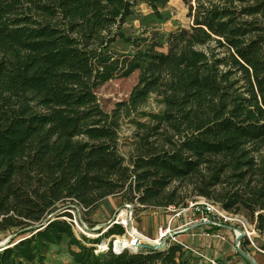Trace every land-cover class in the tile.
Here are the masks:
<instances>
[{
  "label": "trees",
  "instance_id": "trees-1",
  "mask_svg": "<svg viewBox=\"0 0 264 264\" xmlns=\"http://www.w3.org/2000/svg\"><path fill=\"white\" fill-rule=\"evenodd\" d=\"M168 1L0 0V231H11L0 264H47L64 237L76 264H188L180 244L95 253L64 219L109 195L184 205L185 188L257 212L264 251V0H195L166 51L126 35L139 3L160 18ZM116 40L132 52L111 50ZM136 70L128 97L105 111L97 88ZM151 95L158 113L141 111ZM124 119L137 128L128 163Z\"/></svg>",
  "mask_w": 264,
  "mask_h": 264
},
{
  "label": "rangeland",
  "instance_id": "rangeland-1",
  "mask_svg": "<svg viewBox=\"0 0 264 264\" xmlns=\"http://www.w3.org/2000/svg\"><path fill=\"white\" fill-rule=\"evenodd\" d=\"M194 4L195 0H169L160 11L161 17L157 18L153 14L150 7L144 2H141L137 5L135 13L126 19L123 24V29L128 36L134 38L143 37L146 39L147 43L152 41L160 43L161 47L158 49L166 51L168 36L172 33L179 32L181 29H188L192 24L191 16H189V5ZM110 49L120 53H131L132 45L121 40H116L110 45ZM137 76L138 70L134 71L127 77L111 79L97 88V96L105 111L110 112L113 109L115 103L125 100L128 97L130 90L136 83ZM160 109L161 105L159 104V99L156 96L151 95L148 98L147 103L141 108V111L158 113ZM136 118L142 122L148 121V118L139 116ZM136 130L137 128L135 125L128 122V119H124L119 128V150L127 163L134 153L133 144L135 143L134 133ZM176 184L185 187L186 181ZM182 193L186 195V197L183 199L184 201L192 197L201 196L196 192H192L190 188L183 189ZM116 197H119L121 202H118ZM124 204H133V206H131L130 209V207H123ZM161 208L159 209L154 206L144 208L142 205L136 202L125 201L122 199L121 195H109L100 200L96 207L86 212L85 215L83 214L84 210H79V218L84 224L85 228H83V226H81L80 229L77 228L76 236L79 239L85 237V243L87 246H92L95 249L96 247L98 248V246L106 244L108 240L114 236L126 234L125 232H129L130 230L142 234L147 239L146 232L149 230L150 226L156 232V234L154 233L156 236L152 237L155 240L157 237V229L164 224L167 225V221L172 215V212L166 209L163 210ZM154 210L156 212H153ZM121 212H123L125 219L127 217L129 218V221L128 219L127 221H123L120 218ZM256 213L257 212H254L252 215L249 210L242 208L240 209L239 214L242 215L249 223H252ZM73 214L78 216L75 211ZM180 221L181 220H176L174 225L179 224ZM158 222H161V225L157 226ZM113 224L121 225L124 229V232L122 234H111L109 236H105V231ZM78 225L80 226L79 222ZM179 233H176L175 235L177 240V235ZM10 236V230L0 231V243L10 239ZM229 241L232 244V240ZM181 243L182 241L178 240V242H170L168 245ZM257 243H261L259 238H257ZM51 249L54 248L51 247L49 249L50 251L48 250L49 254H47L46 258L47 264H76L67 253L65 237L62 240V243L59 244L58 250L52 251ZM184 252H190L195 255H199V251L194 247L185 249ZM196 252H198V254ZM256 252L259 253L258 251H255V253Z\"/></svg>",
  "mask_w": 264,
  "mask_h": 264
},
{
  "label": "built area",
  "instance_id": "built-area-1",
  "mask_svg": "<svg viewBox=\"0 0 264 264\" xmlns=\"http://www.w3.org/2000/svg\"><path fill=\"white\" fill-rule=\"evenodd\" d=\"M133 204H124L123 207L131 209ZM74 209L69 210L71 217H64V219L70 223L74 234H77V228L81 226L85 228L84 224L79 218V210H84L82 207L73 206ZM172 212V215L167 221V225L164 224L157 229V237L154 242L158 243L163 238H166V242L163 244V248L168 246L170 242H178L176 239V233L190 230L193 226H204V232L207 235L213 236L220 240H232V246L235 251L242 249L243 243H247L253 250L262 252L258 248L255 242V238L259 236L255 230L253 224L249 223L239 213H233L225 210L218 203L206 199L202 196H196L186 201L184 205L169 206L165 208ZM76 212L78 216H75L73 212ZM129 218H126V221ZM176 220H181L179 224L174 225ZM80 223V226L78 225ZM212 229L223 230L213 231ZM126 234L114 236L108 242L98 248L94 249L95 253L112 251L113 253H120L122 251L136 252L141 248V244L147 242V239L136 231L130 230L125 232ZM243 234L241 240H237L240 234ZM245 240V241H244ZM184 249L191 248L186 244H180ZM242 246V247H241ZM198 254V252H196ZM209 264H217L214 260H210Z\"/></svg>",
  "mask_w": 264,
  "mask_h": 264
},
{
  "label": "crops",
  "instance_id": "crops-1",
  "mask_svg": "<svg viewBox=\"0 0 264 264\" xmlns=\"http://www.w3.org/2000/svg\"><path fill=\"white\" fill-rule=\"evenodd\" d=\"M116 200L121 202L119 197H116ZM157 208L160 209L161 207ZM161 209L165 210V208ZM153 212L156 211L154 210ZM159 225H161V222H158L157 226ZM204 229V226L196 225L190 230L177 235L178 240L182 241V243L190 247H194L199 251V255L184 252L183 256L187 260L188 264H209L210 259L214 260L217 264H250L242 255L237 253V251L232 248V244L229 239L220 240L207 235L204 232ZM213 231L224 232L223 230L212 229L210 233ZM154 233L156 234L154 229L149 226V230L146 232L147 237H155L156 235ZM58 246L59 245H50V248L53 247L54 249L51 250L55 251L58 250ZM242 249L249 253L257 263L264 264V251L255 253V250L248 246L247 243H243Z\"/></svg>",
  "mask_w": 264,
  "mask_h": 264
},
{
  "label": "water",
  "instance_id": "water-1",
  "mask_svg": "<svg viewBox=\"0 0 264 264\" xmlns=\"http://www.w3.org/2000/svg\"><path fill=\"white\" fill-rule=\"evenodd\" d=\"M243 237V234L241 233L238 237L237 240H241V238ZM9 239L5 240L4 242L0 243V248L5 247L8 244ZM166 242V238H163L162 240H160L158 243L156 242H150L147 241L146 243H142L140 246L141 247H147V246H151L154 249H161L163 244ZM237 253H239L240 255H242L250 264H259L255 261V259L246 251H244L243 249H237Z\"/></svg>",
  "mask_w": 264,
  "mask_h": 264
},
{
  "label": "bare ground",
  "instance_id": "bare-ground-1",
  "mask_svg": "<svg viewBox=\"0 0 264 264\" xmlns=\"http://www.w3.org/2000/svg\"><path fill=\"white\" fill-rule=\"evenodd\" d=\"M123 212H124V211H123ZM123 212H121V214H120L121 217H120V218L124 221V220H126V219H125V217H124ZM146 237H147V236H146ZM147 240H149L150 242H154V241H155L154 238H149V237H147Z\"/></svg>",
  "mask_w": 264,
  "mask_h": 264
}]
</instances>
